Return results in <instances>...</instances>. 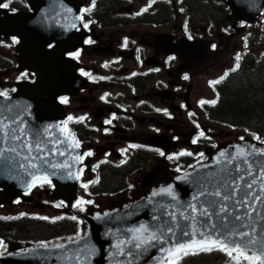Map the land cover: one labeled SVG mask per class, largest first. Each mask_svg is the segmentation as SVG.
<instances>
[{"label":"flooded vegetation","instance_id":"1","mask_svg":"<svg viewBox=\"0 0 264 264\" xmlns=\"http://www.w3.org/2000/svg\"><path fill=\"white\" fill-rule=\"evenodd\" d=\"M36 1L12 0L9 9H0V25L34 13ZM76 1L77 17L88 21V28L81 19L71 24L72 16L63 15V38L47 45L75 66L76 81L68 84L73 92L61 96L67 103H60L61 97L58 102L65 120L86 117L69 121L67 128L80 141L81 155L93 153L81 163L84 171L72 205L83 198L93 201L84 205L86 211L109 208L142 190L148 175L154 177L152 190L204 161L228 143L225 136L235 133L230 129L243 134L264 129V0H95L94 7L93 0ZM13 36L19 38L0 34V90L9 96L38 80L36 72L20 67L17 48L22 41L13 44ZM88 39L95 43H86ZM77 51L79 57L73 58L70 54ZM25 71L30 78L18 79ZM225 72L218 85L210 83ZM200 100L208 103L202 106ZM234 104L241 109L239 116L232 111ZM246 107L254 121L245 120ZM217 128L228 131L216 135ZM182 151L193 155L166 158ZM81 183H88V189ZM3 192L0 188V198ZM39 217H48L45 221L54 228L71 220L69 204L56 198L53 182L41 186L37 181L30 192L18 191L11 203L0 205V240L5 242L0 252L32 242L19 226L37 223Z\"/></svg>","mask_w":264,"mask_h":264},{"label":"water","instance_id":"2","mask_svg":"<svg viewBox=\"0 0 264 264\" xmlns=\"http://www.w3.org/2000/svg\"><path fill=\"white\" fill-rule=\"evenodd\" d=\"M44 0H37L38 7L32 14L18 15L17 21H7L6 26L0 25V34L17 35L21 39L19 45V64L21 68H28L36 72L38 80L34 83L23 84L19 90L11 97V100L0 98V107L11 104H19L21 106L28 105V110L23 112L21 125L25 129L24 140L32 142V134L36 131L44 132V129H49L42 136V139L47 140L44 146V153H37L33 150L32 155H47L56 162L61 163L66 161L71 167L67 170L47 168L48 172L55 171V176H50V179L56 186V192L59 194L57 198H62L71 201L74 196V191L77 188L78 179L68 177V171L74 175L78 174L80 162L73 159L74 156L80 155L78 148H72L65 142L60 145H54L52 141L56 139L63 140L66 133H62L60 128L53 127L61 125L64 122L63 108L58 103L57 98L66 93H72L73 88L69 86V82L76 81L75 66L68 59L64 58L62 52L55 50H47V45L53 42L58 43L63 38L60 31V25L66 24L63 15L72 16L70 23L73 24L77 20L78 12L76 0H54L50 3ZM2 118V117H0ZM5 123H8L5 121ZM51 139H48V138ZM8 144L0 143V148L8 147ZM257 150L253 155L247 158L249 161H257L253 164L252 175L247 174V165L240 164L238 157V149L251 151ZM259 150H264V144L254 142L250 139H243L226 144L214 150L208 157L207 161L199 164L194 169L184 174H179L168 178L163 185L151 190L150 185L153 183L154 177L148 175L145 178L143 188L135 193L130 199L124 200L110 208L103 210H91L85 213L72 210L75 216L81 218V229L77 236L59 239L52 242H45L48 248L41 247L43 243L14 245L6 251L0 253V264H168L166 253L161 251L162 247L170 245L155 244L149 245L147 251L131 249L129 245H124L123 250L125 255H119L117 249L113 247L118 240L131 239L132 233L129 229L137 228L144 224L149 226L151 231L153 226L159 224L161 227H166L165 222L169 221L168 213H173L177 220L174 222L178 225L177 233L179 234L180 227L188 223H196L199 217V211L195 214L196 221H187L185 217L191 211L187 207L189 203H196L193 200L194 194L199 189L192 183L193 176L205 178L207 192L219 190L221 197L225 191H232L236 185L244 191H250L264 197V156L259 155ZM17 151H21L17 146ZM26 149L21 152L19 157L15 153L7 152L5 156L14 157L9 162L8 166L4 159L0 158V188L4 190L1 204L11 203L17 197L18 191L26 190L31 176L24 169L13 167L17 162L25 163L23 155L26 154ZM63 151L64 156H60L59 152ZM232 153L237 156L231 164H225L227 156L221 157L220 153ZM54 153V154H51ZM219 161V162H218ZM237 165L240 166V171H237ZM10 169V170H9ZM222 169H226L222 171ZM29 172H34V169H29ZM191 174V175H189ZM243 176V179H239ZM179 177H187L180 179ZM255 177L256 183L252 189L245 187V181H251ZM225 182L231 187L225 188ZM234 182V183H233ZM171 186L176 199L173 200L170 196L157 195L152 197L154 190L158 191L161 187ZM241 193L234 194V199H238ZM151 199L152 203H148ZM200 201L205 200V196L199 197ZM208 200H219L220 197L207 196ZM230 203V202H225ZM166 205L167 207H160ZM207 207L205 203L203 205ZM254 207L259 210L260 214L254 213V227L256 228V238L258 240L264 238V205L256 202ZM231 210V208H230ZM107 212L109 215L104 216ZM183 213L184 215H181ZM244 209H241L243 215ZM99 214L101 219H97ZM156 215L161 217L159 220H153ZM210 222H216V217L213 216ZM239 223V222H234ZM183 239H187L186 237ZM73 242H69V241ZM61 244L64 248H56L54 245ZM92 246L96 249L95 254L87 260L83 255L77 260L76 250ZM132 250V255L127 253ZM235 255V254H234ZM224 264H235L232 258ZM239 264H248L247 261H239Z\"/></svg>","mask_w":264,"mask_h":264},{"label":"snow or ice","instance_id":"3","mask_svg":"<svg viewBox=\"0 0 264 264\" xmlns=\"http://www.w3.org/2000/svg\"><path fill=\"white\" fill-rule=\"evenodd\" d=\"M12 0H8V2H2L0 0V9H9ZM92 6H95V0H93ZM147 9H145L146 11ZM15 12V9H12ZM85 13L90 11L89 8H85L83 10ZM77 19H81L84 28H88L89 22L83 21L82 17H77ZM75 27V25H73ZM191 39V37H189ZM13 44H19V38L13 36L11 37ZM88 44H93L95 41L88 39L86 41ZM128 40L127 38L123 41V46H127ZM49 47H52L49 45ZM215 47V45H213ZM73 58L79 57L80 52L77 51L75 53L70 54ZM175 57H169V60H174ZM237 61L240 60V56L237 55L235 58ZM107 66V65H105ZM239 68V64H237L231 71H236ZM158 71V69H157ZM82 75H89L90 73L81 72ZM35 73H32L31 76H35ZM135 75V74H134ZM228 75L225 72L224 76L220 79L213 80L210 83L212 85H218L224 77ZM29 73L27 71L21 73V76L18 79H29ZM185 80L189 79L188 75H184L183 77ZM34 82V81H33ZM11 91L15 92L16 89H12ZM0 97H3L5 100H11L8 91L0 90ZM60 103H67V97H61L59 100ZM200 105H204L206 102L205 100L199 101ZM210 103L215 104L216 100H212ZM28 105H19V104H11L5 105L0 107V143L8 144L9 146L6 148H0V158L4 159L6 166H8L9 162L14 159V157L5 156V153L11 152L15 153L16 157L21 155L25 149L26 154L23 155V160L27 161V165L25 163L17 162L16 165H12L13 167H18L19 169H24L25 172L31 176V180L28 182L29 192L32 188L37 186V181L40 182V185L43 186L44 184H51L52 181L50 176H55L57 173L55 171L48 172L46 169L51 168L67 170L71 167L66 161L61 163H56L52 161L49 156L47 155H32L33 150L37 153H44V146L47 144V140L42 139L45 133L49 131V129H44V132L36 131L32 134V142H26L23 138L25 136V129L21 125L24 123L22 120L23 112L28 110ZM157 111H160L157 109ZM166 112V110H165ZM191 115V113H190ZM86 117H79L74 118L72 116H68L67 120L62 122L61 125H54L53 127L60 128L62 133H67L64 135L63 140L56 139L52 141L54 145H60L65 142H68L70 147L72 148H79L80 141L77 140L73 133L67 128V124L69 121H73L74 119L76 122H81ZM115 119V116H113ZM7 121L8 123H5ZM106 124H110L111 120H106ZM199 128V125H197ZM200 136H204L205 133L203 131L200 132ZM48 139H51L50 137ZM256 139H260L256 137ZM243 140V137H241ZM197 142L196 139L192 141L193 144ZM17 146L20 147L21 151H17ZM135 147V145H133ZM126 151V150H122ZM257 151L254 149L251 151H246L245 149H238V157L240 164L247 165V174L252 175V166L253 164L259 163L257 161H249L248 156L253 155V153ZM54 154V153H51ZM60 156H64L65 153L63 151L59 152ZM93 153L91 151L85 152L82 155H76L73 157L75 161H79L83 163L84 157H90ZM160 156H165V152L160 151ZM191 156L193 153L182 151L176 156L167 155V159L173 160L178 158L179 156ZM201 157L204 156L203 153L199 154ZM259 155L264 156V150H259ZM221 157L227 156L225 160V164H231L234 160L237 159V156L232 155V153H220ZM219 162V161H218ZM264 166V165H262ZM98 167V165H97ZM29 169H34V172H29ZM10 170V169H9ZM94 170V169H93ZM226 169H222L225 171ZM240 166L237 165V171H240ZM84 169H79L80 173H83ZM176 171L179 172L180 168L177 167ZM191 175V174H189ZM68 177H74L75 179H80V175H74L71 171L67 173ZM180 179H186L187 177H179ZM239 179H243V176H240ZM205 178L200 176H193L192 183L197 186L199 191L194 194L193 200L196 203H189L187 205L191 211L185 217L187 221H196V213L199 211L200 219L196 223H188L185 224L183 227H180L179 234L177 233L178 225L174 222L177 220V217L173 213H168L170 219L166 221V227H161L159 224L153 226L152 230H149V226L144 224L139 225L137 228L129 229L132 233L131 239H122L118 240V242L113 245L119 255H125L123 250L124 245H129L131 249L134 250H142L147 251L148 246L155 244L160 245H170L168 247H162L161 251L166 253V258L168 259V264H178L176 257L182 258L183 256L187 255H197L199 253H210L213 250H218L221 252L226 253L235 264H239V261L243 259L247 261L248 264H264V238L258 240L256 238V228L254 227V216L253 214H260L259 210L254 207L256 202H259L261 205H264V197L260 196L259 194L244 191V189L240 188L239 185H236L232 191H225L224 195L221 197V193L219 190H215L213 192H207L206 183L204 182ZM234 183V182H233ZM256 183L255 177L251 181H245V187L247 189H252L253 185ZM85 190L88 189V183H81L80 185ZM225 188L231 187V185L225 184L223 185ZM264 191V189H262ZM241 193L238 199H234L235 193ZM29 194L28 192L25 195ZM157 195H166L170 196L173 200L176 199V196L173 194V188L171 186L168 187H161L158 191L154 190L152 192V197H156ZM214 196L220 197L219 200H208L207 196ZM205 196V200L203 202L200 201L199 197ZM19 202V201H17ZM230 202V203H225ZM63 204V202H61ZM93 201L86 200L83 198H79L76 202L72 205L73 208L77 209L80 212L86 211L84 205L92 204ZM148 203H152V200L149 199ZM207 204V207H204V204ZM160 207H167L166 205H160ZM231 208V210H230ZM241 209H244L243 215H241ZM105 217L109 214L105 212L103 214ZM181 215H184L181 213ZM216 217V222H210L212 217ZM97 219H101L102 217L97 214ZM39 219L47 220L48 217H39ZM72 220H76V216L70 217ZM152 219L159 220L161 217L154 215ZM234 222H239L234 223ZM264 231V230H262ZM187 239H183V238ZM70 243L73 241H69ZM5 247V242L0 240V248ZM44 249L48 248L47 243H43L41 245ZM56 248H64V245L56 244L54 245ZM96 249L92 246H88L85 248H78L76 250L77 255L75 258L77 260L80 259V256L83 255L84 258L87 260L90 256L95 254ZM235 254V255H234ZM127 255H132V250H130Z\"/></svg>","mask_w":264,"mask_h":264},{"label":"trees","instance_id":"4","mask_svg":"<svg viewBox=\"0 0 264 264\" xmlns=\"http://www.w3.org/2000/svg\"><path fill=\"white\" fill-rule=\"evenodd\" d=\"M236 102V100H235ZM240 108L237 107V105L234 104V109H232L233 113H235V115L237 114L239 116L240 113ZM246 112L244 114H246L247 116H245V120L247 122L250 121H254L255 118L252 117V115L250 114L249 108L246 107L245 108ZM247 131H251V130H256L257 132L261 133L263 138H264V129H246ZM38 225H43L45 227H50V229H48L46 231V234L40 235L39 238H31L28 240L31 241H52L55 239H59V238H65V237H69V236H73L78 232V228L76 226V224L73 222V220H65L63 223L59 224L58 226H56L55 228L50 226L46 221L43 222L42 220H38L37 221ZM25 237V235H24ZM175 259H177L178 264H218L217 261H219L220 259H222V255L221 253H199L197 255H187V256H183L182 258L176 257ZM217 260V261H216Z\"/></svg>","mask_w":264,"mask_h":264},{"label":"rangeland","instance_id":"5","mask_svg":"<svg viewBox=\"0 0 264 264\" xmlns=\"http://www.w3.org/2000/svg\"><path fill=\"white\" fill-rule=\"evenodd\" d=\"M230 130H234V134L231 132L230 133V136H225V140H224V143L225 142H229V141H233V140H236L235 139V136L236 137H238L239 139L241 138V137H244V138H250L249 137V134H243V133H239L238 131H236L235 129H230ZM227 132L228 130L227 129H218L217 128V131L215 132V134L216 135H218V134H220L221 132ZM243 135V136H242ZM263 142H264V140H263ZM222 146H225V144L224 145H222ZM170 178V177H169ZM167 180H169L168 178L166 179V181ZM165 181V182H166ZM161 185H163V184H161ZM160 185V186H161ZM131 197H129L128 199H130ZM128 199H122L121 201H118L117 203H114L116 200H113L112 201V203H114V204H112V205H110V206H108L109 208L110 207H112V206H114V205H116V204H118V203H120V202H124V200H128ZM117 200H119V199H117ZM21 224H23V223H21ZM20 227V229H21V231H22V234L24 233L25 235H26V237L28 238V239H31V238H39V236L40 235H43V234H46V231L48 230V229H50V227H45V226H43V225H38L37 223H33V224H31V225H28V227H24V226H22L21 227V225L19 226ZM216 253V252H215ZM227 258H228V255L226 254L224 257H222V259H220L219 261H217L218 262V264H224L225 262H226V260H227Z\"/></svg>","mask_w":264,"mask_h":264}]
</instances>
